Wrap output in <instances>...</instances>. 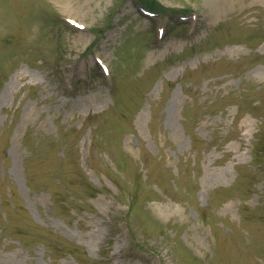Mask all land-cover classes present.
<instances>
[{
    "label": "rangeland",
    "instance_id": "374dc122",
    "mask_svg": "<svg viewBox=\"0 0 264 264\" xmlns=\"http://www.w3.org/2000/svg\"><path fill=\"white\" fill-rule=\"evenodd\" d=\"M142 1L0 0V264H264V0Z\"/></svg>",
    "mask_w": 264,
    "mask_h": 264
},
{
    "label": "bare ground",
    "instance_id": "6f19581e",
    "mask_svg": "<svg viewBox=\"0 0 264 264\" xmlns=\"http://www.w3.org/2000/svg\"><path fill=\"white\" fill-rule=\"evenodd\" d=\"M60 2L63 5V7L66 8V3L64 1H60ZM226 2H228V0H208L210 9H212V11L210 13L212 18H216V16L221 13L222 4L226 3ZM215 14H216V16L214 17Z\"/></svg>",
    "mask_w": 264,
    "mask_h": 264
},
{
    "label": "trees",
    "instance_id": "16d2710c",
    "mask_svg": "<svg viewBox=\"0 0 264 264\" xmlns=\"http://www.w3.org/2000/svg\"><path fill=\"white\" fill-rule=\"evenodd\" d=\"M149 8H153V6L150 4L149 6H148Z\"/></svg>",
    "mask_w": 264,
    "mask_h": 264
}]
</instances>
